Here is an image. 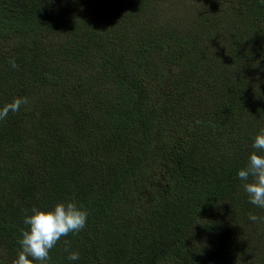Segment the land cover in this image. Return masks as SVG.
Here are the masks:
<instances>
[{"label":"trees","instance_id":"1","mask_svg":"<svg viewBox=\"0 0 264 264\" xmlns=\"http://www.w3.org/2000/svg\"><path fill=\"white\" fill-rule=\"evenodd\" d=\"M153 1L0 0V108L28 101L0 120V264L33 208L69 201L86 227L47 264H264L226 224L264 218L238 178L264 129V3L191 0L180 24Z\"/></svg>","mask_w":264,"mask_h":264},{"label":"clouds","instance_id":"2","mask_svg":"<svg viewBox=\"0 0 264 264\" xmlns=\"http://www.w3.org/2000/svg\"><path fill=\"white\" fill-rule=\"evenodd\" d=\"M261 2L264 3V0ZM9 63L14 69L18 67L14 60ZM27 103V98H15L11 103L5 104L0 108V120L5 119L9 112L19 111L20 107ZM252 147L256 151L250 153L246 167L238 171V178L244 182L242 186L249 203L264 208V155L258 154L264 152V129L255 136ZM31 211L33 214L23 220L28 228L21 230L22 239L18 241L21 251L12 264H33V261L47 264L50 260V250L60 239L69 233L78 234L87 224L88 212L71 201L58 203L50 211L36 208ZM249 219L253 222L264 220L255 215H250ZM67 258L76 261L79 259V253L70 252Z\"/></svg>","mask_w":264,"mask_h":264},{"label":"rangeland","instance_id":"3","mask_svg":"<svg viewBox=\"0 0 264 264\" xmlns=\"http://www.w3.org/2000/svg\"><path fill=\"white\" fill-rule=\"evenodd\" d=\"M131 2H134V0H131ZM158 7L161 8V13L163 12L165 14L164 15L165 19H168V21H171L173 23H180V24L181 22L175 17H172V14L174 15L178 12L181 15L189 16L190 14L191 15L194 14V9L196 8H199L201 13L206 11V8L202 7L200 3H195V2H192L191 0H166V2H164L163 0L162 1L154 0L153 1L154 12L161 14L157 9ZM219 7H225V6L222 4H219ZM167 9L170 10L172 14ZM182 19H185V18H182ZM262 41L264 40L258 39L257 42L259 43L258 45L259 48L263 49L264 51V44ZM255 60L257 61V59ZM250 215L247 212L243 213L239 211L229 210L226 213V224L231 226L235 233H237L240 236H243L242 240L251 239L256 249L260 248L259 253L263 255L264 254L263 233L261 231H257V232L254 231V229L258 227V224L261 221H257V222L251 221L249 219ZM254 233H257V234H254Z\"/></svg>","mask_w":264,"mask_h":264}]
</instances>
